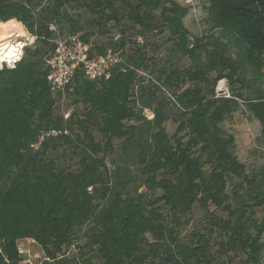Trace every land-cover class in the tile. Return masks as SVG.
Listing matches in <instances>:
<instances>
[{
	"label": "trees",
	"instance_id": "obj_1",
	"mask_svg": "<svg viewBox=\"0 0 264 264\" xmlns=\"http://www.w3.org/2000/svg\"><path fill=\"white\" fill-rule=\"evenodd\" d=\"M202 2L208 28L193 35L176 0H0V22L35 37L15 68L0 69V264H23L24 238L41 264H232L230 253L262 264L264 189L223 123L242 106L264 149V0ZM68 6L90 15L82 34ZM61 18L64 39L89 44V58L116 56L107 79L78 67L63 93L51 90ZM124 20L134 35L120 26L111 43L91 40ZM149 33L169 43L161 66ZM220 80L228 95L215 91ZM197 211L200 225L183 236Z\"/></svg>",
	"mask_w": 264,
	"mask_h": 264
},
{
	"label": "rangeland",
	"instance_id": "obj_2",
	"mask_svg": "<svg viewBox=\"0 0 264 264\" xmlns=\"http://www.w3.org/2000/svg\"><path fill=\"white\" fill-rule=\"evenodd\" d=\"M180 4L187 7L188 11L184 18V25L189 30V32L193 35H200L205 33L208 28L207 21V11L204 7V3L202 0H176ZM66 12L76 21L77 27H82L79 30L78 34H82L88 28V21L91 19L88 12L83 8L79 7H70L66 8ZM12 20V19H11ZM14 23L17 25V21L15 19ZM56 25H53L52 28H55L54 38L56 41H52L51 44L58 45V49H56L52 54L53 61L56 65V69L58 73H63L65 71V66H68V63L76 61L77 58H86V48L87 45H84L80 39L74 40L69 39L65 40L69 35H72L69 31V21L66 18H61L59 22H56ZM22 24V23H21ZM20 26V25H19ZM120 26H123L131 35H134V31L129 30V23L124 20L121 25L115 23H107L106 30L108 34L101 35L97 28H94L96 32L94 36H91V40H96L100 44H108L112 42V38L114 35L120 34ZM25 32L24 38H18L15 45L19 43H24L23 49L25 46L34 44L35 37L32 36L22 24L21 26ZM147 44H155V48L153 46H149V54L153 55L156 59L158 66H161L165 59L170 58V50L169 43L165 41L164 38H161L155 34L149 33L147 35ZM114 40V39H113ZM67 41V42H66ZM55 42V43H54ZM22 49V54H23ZM51 54V55H52ZM73 58V59H72ZM116 56L110 52H107V55L104 56L103 63L102 61H93L90 66L92 71L94 70H102L101 64H106V68H110V62L115 59ZM180 68L185 67L189 64V60L187 58H180L175 55L171 58ZM178 60V61H177ZM215 91L219 93L229 94L230 90L227 85V81L221 84V87L218 89V83L215 87ZM64 103V102H63ZM69 104H71L69 102ZM70 107L72 105H69ZM148 114V113H147ZM166 131L169 135H171L175 128L176 123L172 120H168L164 123ZM223 127L227 130V132L234 135L235 138V154L240 162H242L247 169V172L257 173L259 181H261V187L264 189V175L261 173V170L264 168V149L262 144V139L260 135V125L259 123L253 119L249 118L243 111L242 106L235 111L230 119L225 120L223 123ZM95 136L97 139H100V135L95 132ZM115 144L119 143V140L114 141ZM237 181V180H236ZM227 191L231 194V186H228ZM242 191H240L241 193ZM159 194V191H156V195ZM200 216L201 213L197 211L193 216H191L189 220V224L181 227V234L183 236H188L190 232L200 225ZM264 216V205L255 209L256 220H260ZM264 240V237H263ZM19 245L24 249H27L30 252V255L34 257L35 260H41L43 256V252L39 245H37L34 241L28 240L27 238L22 239L19 242ZM217 246L214 245V249ZM230 258L232 257V264H239L240 260L243 258V254L241 253H230ZM264 264V260L262 262Z\"/></svg>",
	"mask_w": 264,
	"mask_h": 264
},
{
	"label": "built area",
	"instance_id": "obj_3",
	"mask_svg": "<svg viewBox=\"0 0 264 264\" xmlns=\"http://www.w3.org/2000/svg\"><path fill=\"white\" fill-rule=\"evenodd\" d=\"M84 45H87V44H84ZM23 46H20L19 50H16L17 55L15 57H13L10 60H7L5 62L0 61V69H2L3 67L9 68V69L15 68L16 63L20 60V58L22 56ZM87 46H88L86 48V53L88 52V54H86L87 57L86 58H77L76 61L68 63V66L67 65L65 66V71L63 73L57 72L56 65L53 61L54 55H52L46 61L49 68H50L47 79L49 81L50 88L53 92L63 93L64 90L66 89V87L72 82L74 72H75L76 68H78V67H81L85 71V74L89 79H97V78H101V77H104L107 79L109 77V72H108V68H106V64H101L102 70L92 71L90 69V66H91L90 63H92L93 61H102V63H103L104 56L89 58V44ZM58 48L59 47L57 45L56 49H58ZM104 61H105V59H104ZM62 102H63V99H62ZM69 112H70V109H65V111L63 113L64 118L68 117ZM27 239L34 241L33 239H30V238H27ZM17 252L22 257V263L23 264H41V261L44 258V254H43L41 260H35L34 257H32L30 255V252L27 249H24L19 244L17 247Z\"/></svg>",
	"mask_w": 264,
	"mask_h": 264
},
{
	"label": "bare ground",
	"instance_id": "obj_4",
	"mask_svg": "<svg viewBox=\"0 0 264 264\" xmlns=\"http://www.w3.org/2000/svg\"><path fill=\"white\" fill-rule=\"evenodd\" d=\"M25 32L23 28L14 23V20H8L5 22H0V61L5 62L17 55L16 50H19L20 46L24 43H19L15 45L18 38H24ZM11 51L12 54H9ZM224 80L218 81V89Z\"/></svg>",
	"mask_w": 264,
	"mask_h": 264
},
{
	"label": "clouds",
	"instance_id": "obj_5",
	"mask_svg": "<svg viewBox=\"0 0 264 264\" xmlns=\"http://www.w3.org/2000/svg\"><path fill=\"white\" fill-rule=\"evenodd\" d=\"M9 54H12V53H11V51H10V53H9Z\"/></svg>",
	"mask_w": 264,
	"mask_h": 264
}]
</instances>
